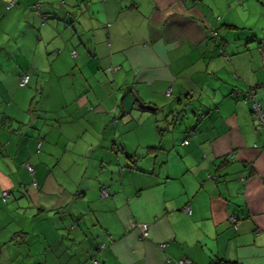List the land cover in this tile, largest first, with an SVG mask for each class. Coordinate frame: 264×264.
Masks as SVG:
<instances>
[{
  "label": "crops",
  "instance_id": "0c3cea01",
  "mask_svg": "<svg viewBox=\"0 0 264 264\" xmlns=\"http://www.w3.org/2000/svg\"><path fill=\"white\" fill-rule=\"evenodd\" d=\"M263 52L264 0H0V264H264Z\"/></svg>",
  "mask_w": 264,
  "mask_h": 264
},
{
  "label": "built area",
  "instance_id": "2783aa9c",
  "mask_svg": "<svg viewBox=\"0 0 264 264\" xmlns=\"http://www.w3.org/2000/svg\"><path fill=\"white\" fill-rule=\"evenodd\" d=\"M11 6H12V3H9L8 7H11ZM211 34H213V33H211ZM72 54H74V52H72ZM262 58H263V63H264V52L262 53ZM28 78H29V76L27 74L21 76L20 77V80H19V85L20 86L26 85L27 82H28ZM170 92H171V90H170V88H168L167 91H166V94L168 95ZM248 96L251 98V105H252L253 111H256L257 112V115L261 117L260 119L264 123V117H263V115H261L262 112L260 111V107L258 106V104L256 103V101L254 100L253 96H251L250 94H248ZM38 148H39V145H38ZM26 167L28 168V171L29 172L32 171V167L30 165L26 164ZM8 194L9 193L7 191H2L0 198L4 201L8 197ZM100 194L102 196H106L107 195L106 189L103 188L101 190ZM189 210H190L189 206L183 207V211L189 212ZM228 221H230V223H232L234 225L235 224V218H234V216L233 215L230 216L228 218ZM130 226H131V228H135V229L137 228L138 231H139V233H140V235H142V236H145L148 233V229L149 228H148V224L147 223H135V222H131L130 223ZM188 262L189 261H188L187 258H181V259L178 260L177 264H188ZM90 264H98V262L96 260H93Z\"/></svg>",
  "mask_w": 264,
  "mask_h": 264
},
{
  "label": "trees",
  "instance_id": "16d2710c",
  "mask_svg": "<svg viewBox=\"0 0 264 264\" xmlns=\"http://www.w3.org/2000/svg\"><path fill=\"white\" fill-rule=\"evenodd\" d=\"M139 104V108L140 109H142V110H154V107H152V106H149V105H144V104H142V103H138ZM252 111H253V109H252ZM152 149V148H151ZM130 158V157H129ZM106 189V191H107V188L104 186V185H102L100 188H99V194H100V192H101V190L102 189ZM109 195V193H108V191H107V195L106 196H108ZM106 196H102L101 194H100V197H106ZM235 218V217H234ZM234 225H236V218H235V224ZM93 260H96L97 262H98V260L97 259H95V258H92L90 261H89V264L93 261ZM98 264H99V262H98ZM210 264H237V263H235V262H230V261H226V260H223V259H219V258H217V257H215L214 258V260H211V262H210Z\"/></svg>",
  "mask_w": 264,
  "mask_h": 264
},
{
  "label": "rangeland",
  "instance_id": "374dc122",
  "mask_svg": "<svg viewBox=\"0 0 264 264\" xmlns=\"http://www.w3.org/2000/svg\"><path fill=\"white\" fill-rule=\"evenodd\" d=\"M107 72H110V70L108 69ZM32 78L35 80V77H32ZM32 78H31V80L29 81V84L25 85V88H23L24 90H25V89H28V88H34V85H33L34 80H33V82H32ZM24 93H25V94H28V93H30V92H29L28 90H25ZM162 129H163V128H162ZM162 133H163V138H165V137H167V136H169V135L171 136V134L168 133V132H166V131H164V129L162 130ZM160 137H161V134H160V133L157 134V132H154V133L151 134V138L153 139L154 142L158 141V139H159ZM154 142H153V143L151 142V144H155ZM151 144H149V145H151ZM52 149H53V147H52ZM53 151H54V149H53ZM160 153H161V152H160ZM136 229H137V228H136ZM148 230H149V229H148ZM137 231H138V229H137ZM138 234H139V236L142 237V238H145V237L148 236V233H147V235H145V236L140 235L139 231H138ZM177 262H178V261H177Z\"/></svg>",
  "mask_w": 264,
  "mask_h": 264
}]
</instances>
